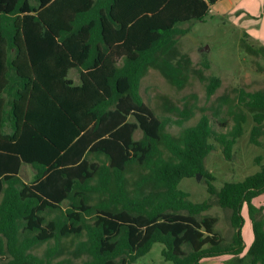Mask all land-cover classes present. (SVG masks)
I'll use <instances>...</instances> for the list:
<instances>
[{
	"label": "trees",
	"instance_id": "16d2710c",
	"mask_svg": "<svg viewBox=\"0 0 264 264\" xmlns=\"http://www.w3.org/2000/svg\"><path fill=\"white\" fill-rule=\"evenodd\" d=\"M215 1L0 0V256H8L0 264H135L156 242L173 264L238 257L244 205L253 232L247 262L264 264V213L253 204L264 192V163L219 189L204 165L212 140L231 158L241 107L252 116L250 141L260 144L264 89L238 90L226 132L213 129L202 107L184 125L197 109L188 102L194 94L181 107L165 98L167 114L159 115L140 93L149 68L176 88L195 75L206 81L207 97L215 93L221 80L203 74L209 63L194 66L177 47L189 30L179 25L203 21ZM240 45L264 57V45L246 34ZM171 123L181 127L177 134ZM22 164L33 169L30 182ZM196 173L215 203L230 209L228 242L215 216H201L211 201L193 202L178 188ZM42 244V255L32 252Z\"/></svg>",
	"mask_w": 264,
	"mask_h": 264
},
{
	"label": "rangeland",
	"instance_id": "374dc122",
	"mask_svg": "<svg viewBox=\"0 0 264 264\" xmlns=\"http://www.w3.org/2000/svg\"><path fill=\"white\" fill-rule=\"evenodd\" d=\"M179 26H189V30L178 37V49L190 55L194 66L201 68L202 61L208 62L209 68L204 69L203 74L219 77L221 80L220 86L213 95L207 97L205 93L206 81H201L197 76H191L183 88H176L167 82L157 69L149 68L141 79L140 93L143 99L159 115L167 114L163 109L165 98L181 107L185 101L184 96L188 97L194 94L196 98L189 97L188 102L195 100L197 109H195L194 116L186 121L184 125L194 124L201 114L200 108L202 107L210 117L213 129L216 132H226L233 124L230 111L237 109L238 90L254 91L264 89V57L261 54L255 55L240 51L242 49L240 39L243 35L241 38L238 37L239 29L234 17L219 18L213 8L203 21H195L191 24L183 23ZM241 109L245 112L243 131L233 145L231 158H225L221 151L222 147L212 140L214 149L204 159L205 168L215 177L213 184L217 189L226 181H239L255 173L260 169V164L264 163V132L258 137L260 144L252 143L250 141V132L253 126L252 116L247 110L242 107ZM169 115L172 119L176 118L175 115ZM223 119L225 121L221 125L220 122ZM167 129L177 134L181 127L171 123ZM140 136V130H136L135 138ZM20 175L25 181L30 182L33 178L32 167L25 164ZM178 188L187 192L189 199L193 202H201L207 199L211 201L210 208L203 212L201 216H215L217 220L214 229L221 235L224 242L230 241L233 232L230 225V209L222 208L215 203L216 197L208 193L203 177L200 176L199 179L185 177L178 183ZM253 204L262 207L264 213V192L253 199ZM241 213L244 218L241 234L245 244V250L242 254L238 257L226 254L202 258L198 264H248L246 250L253 240V232L246 205L242 207ZM45 247V244L39 245L32 249V252L42 255ZM162 247L163 244L154 243L147 253L136 260L135 264H173L162 256ZM7 258V255L0 256V262L7 260ZM74 260L80 261V259Z\"/></svg>",
	"mask_w": 264,
	"mask_h": 264
},
{
	"label": "crops",
	"instance_id": "0c3cea01",
	"mask_svg": "<svg viewBox=\"0 0 264 264\" xmlns=\"http://www.w3.org/2000/svg\"><path fill=\"white\" fill-rule=\"evenodd\" d=\"M212 8L219 18L234 17V21L238 24V37L241 38L243 34H246L250 43L257 46L264 45V0H216L209 6L208 13ZM68 75L74 83H79L76 69H70ZM24 167L25 164H22L20 174Z\"/></svg>",
	"mask_w": 264,
	"mask_h": 264
},
{
	"label": "water",
	"instance_id": "95a60500",
	"mask_svg": "<svg viewBox=\"0 0 264 264\" xmlns=\"http://www.w3.org/2000/svg\"><path fill=\"white\" fill-rule=\"evenodd\" d=\"M200 173H196V175H195V177L197 178V179H199L200 178Z\"/></svg>",
	"mask_w": 264,
	"mask_h": 264
}]
</instances>
